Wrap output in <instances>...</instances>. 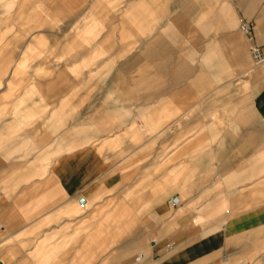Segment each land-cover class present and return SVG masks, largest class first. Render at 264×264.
<instances>
[{
  "label": "crops",
  "instance_id": "obj_1",
  "mask_svg": "<svg viewBox=\"0 0 264 264\" xmlns=\"http://www.w3.org/2000/svg\"><path fill=\"white\" fill-rule=\"evenodd\" d=\"M20 233L71 264H264V0H7L0 239Z\"/></svg>",
  "mask_w": 264,
  "mask_h": 264
},
{
  "label": "rangeland",
  "instance_id": "obj_2",
  "mask_svg": "<svg viewBox=\"0 0 264 264\" xmlns=\"http://www.w3.org/2000/svg\"><path fill=\"white\" fill-rule=\"evenodd\" d=\"M6 8L7 0H0V11H5ZM8 35V30H4L1 32V37L4 39H7ZM78 208L80 207L78 206ZM80 209L78 210V212H76V216H79L81 213H83ZM102 219H106L109 225H115L118 221L116 217H102ZM91 221V224H93L94 226H96L97 224H101L100 218L95 216L91 217ZM46 223L48 224V222ZM75 225L79 229L84 227L85 224L82 220L80 221L79 218H76ZM64 227L69 228V223L64 225ZM36 228L37 226L30 227V229L34 231L36 230ZM80 234L81 233H79L78 231L77 238L79 240ZM54 241L55 238L51 235L46 236L45 241L44 239H42L41 241L37 238L36 233H20L18 235H14L11 238L5 239L4 241L0 239V261L2 262L0 264H71V254L70 251H67V249L69 248V241H64L63 238L62 245H58V250L56 251ZM59 249L62 250L60 251ZM4 251H7V254L4 253ZM105 252L107 253L108 250H95V254H97L95 260L96 263L103 264L105 261H108L110 255L104 254Z\"/></svg>",
  "mask_w": 264,
  "mask_h": 264
},
{
  "label": "built area",
  "instance_id": "obj_3",
  "mask_svg": "<svg viewBox=\"0 0 264 264\" xmlns=\"http://www.w3.org/2000/svg\"><path fill=\"white\" fill-rule=\"evenodd\" d=\"M249 25L247 22L243 21L241 22L240 24V29L242 31H246L248 29ZM251 53H253V59L254 61L257 63V62H261V60L263 59L262 55L256 50V49H253L251 51ZM171 247V244L169 243L166 247H165V251H168V249Z\"/></svg>",
  "mask_w": 264,
  "mask_h": 264
},
{
  "label": "water",
  "instance_id": "obj_4",
  "mask_svg": "<svg viewBox=\"0 0 264 264\" xmlns=\"http://www.w3.org/2000/svg\"><path fill=\"white\" fill-rule=\"evenodd\" d=\"M83 201H84L83 199H80V200H79V202H80L81 204L83 203Z\"/></svg>",
  "mask_w": 264,
  "mask_h": 264
}]
</instances>
